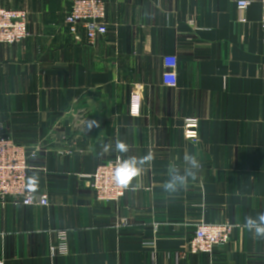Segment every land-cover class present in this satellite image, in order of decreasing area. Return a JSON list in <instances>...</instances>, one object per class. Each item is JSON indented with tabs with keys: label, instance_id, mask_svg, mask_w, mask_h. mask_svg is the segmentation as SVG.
<instances>
[{
	"label": "crops",
	"instance_id": "1",
	"mask_svg": "<svg viewBox=\"0 0 264 264\" xmlns=\"http://www.w3.org/2000/svg\"><path fill=\"white\" fill-rule=\"evenodd\" d=\"M74 0H0L26 9L29 36L0 45V118L16 143L41 147L29 179L48 207L0 202L6 264H264V240L243 227L213 255L187 254L198 224H243L264 212V31L261 5L238 0H103L109 33L94 47L65 20ZM196 19V26L189 21ZM246 20L242 22V20ZM176 56L178 86L163 84ZM143 98L140 118L132 97ZM186 118L199 138L184 137ZM92 121L99 127L88 124ZM129 145L128 153L115 143ZM111 144L110 153L103 145ZM149 153L155 160L115 204L91 187L99 165ZM195 153L197 179L175 193L172 162ZM57 229L69 254L52 256Z\"/></svg>",
	"mask_w": 264,
	"mask_h": 264
},
{
	"label": "built area",
	"instance_id": "2",
	"mask_svg": "<svg viewBox=\"0 0 264 264\" xmlns=\"http://www.w3.org/2000/svg\"><path fill=\"white\" fill-rule=\"evenodd\" d=\"M254 3L261 5V27L264 31V0H238L236 8L245 12ZM67 14L65 24L71 35L80 40L79 30L86 33L87 44L94 47L97 42L109 33V23L106 21L107 5L103 0H74ZM29 13L26 9H5L0 8V45L15 46L23 43L29 36ZM246 20H242L245 22ZM190 26H196V19L189 21ZM165 72L163 73V84L167 88L176 89L178 76L176 69L178 59L176 56H165L163 58ZM142 96L137 93L132 97L130 104V115L133 118H140ZM135 108V112L133 109ZM183 124L184 137L187 140L195 141L199 137V119L186 118ZM41 147L29 149L19 145L9 135L4 123L0 118V202L6 204L11 202L14 205L26 207L40 206L48 207L49 198L46 193L37 195L30 183L29 170L30 161L36 158ZM118 155L114 160L98 166L91 175V187L96 200L100 203L115 204L122 199L129 187H118L113 179V172ZM235 225L224 223H201L195 228L192 238L188 242L187 249L180 254L181 257L190 255L208 254L213 255L215 250L224 247L231 242ZM57 243L51 249L52 256H67L69 254V232L68 230L57 229L54 231ZM6 257H0V264H6Z\"/></svg>",
	"mask_w": 264,
	"mask_h": 264
},
{
	"label": "clouds",
	"instance_id": "3",
	"mask_svg": "<svg viewBox=\"0 0 264 264\" xmlns=\"http://www.w3.org/2000/svg\"><path fill=\"white\" fill-rule=\"evenodd\" d=\"M135 112V108L133 109ZM95 125L99 127V123L92 121L88 124V128ZM113 149L111 144L103 145V152L110 153ZM129 145L122 140L115 143V151L119 153H128ZM155 160V155L149 153L142 157L130 156L127 158L117 159L113 172L115 184L120 188H127L131 182L142 175L145 166L150 165ZM201 164L195 153H185L181 163L172 162L167 168V179L163 182V190L166 193H175L183 187H187L189 182L197 179ZM236 227H243L257 239L264 240V212L258 213L256 216L244 217L243 224H237Z\"/></svg>",
	"mask_w": 264,
	"mask_h": 264
}]
</instances>
